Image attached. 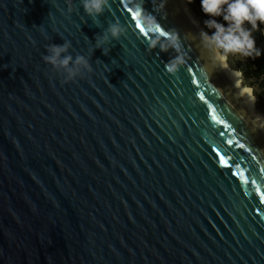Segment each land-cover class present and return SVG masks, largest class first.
Instances as JSON below:
<instances>
[{
    "label": "water",
    "instance_id": "95a60500",
    "mask_svg": "<svg viewBox=\"0 0 264 264\" xmlns=\"http://www.w3.org/2000/svg\"><path fill=\"white\" fill-rule=\"evenodd\" d=\"M161 2L142 6L180 36L175 76L137 0L95 23L80 0H0V264H264V129L184 0ZM64 41L92 68L67 84L42 60Z\"/></svg>",
    "mask_w": 264,
    "mask_h": 264
},
{
    "label": "clouds",
    "instance_id": "9594fccd",
    "mask_svg": "<svg viewBox=\"0 0 264 264\" xmlns=\"http://www.w3.org/2000/svg\"><path fill=\"white\" fill-rule=\"evenodd\" d=\"M67 11H73L72 0H65ZM83 12L95 23L97 18L109 9V0H80ZM143 0L135 4V17L137 26L147 36L148 51L159 48L161 52L172 50L175 55L164 64L165 72L175 76L179 69L186 64L189 57L182 52L181 39L175 30L165 31L156 21L155 17L143 9ZM202 12L211 17L204 23L211 31H200L198 37H193L196 46L202 49L209 57V65L219 60L227 61L229 56H242L257 58L261 55L256 47L254 33L264 26V0H200ZM164 8L163 0L157 6V11ZM222 17L225 23L217 22L215 18ZM125 34V28L118 20L110 23L107 28L95 37V49H101L110 40H119ZM189 35H186L188 38ZM70 42L64 41L61 45L51 44L46 48L47 55L42 57L45 64L52 70L63 74L62 83L75 82L83 78L85 73H91L89 60L77 55L75 59L68 55ZM103 54L106 52L103 48ZM191 71V70H189ZM251 95V90H247ZM253 104L255 97H252Z\"/></svg>",
    "mask_w": 264,
    "mask_h": 264
},
{
    "label": "trees",
    "instance_id": "16d2710c",
    "mask_svg": "<svg viewBox=\"0 0 264 264\" xmlns=\"http://www.w3.org/2000/svg\"><path fill=\"white\" fill-rule=\"evenodd\" d=\"M192 13L195 15L200 26L209 34L210 29L205 21L211 17L205 15L201 10L200 0H187ZM217 22L225 23L222 17L215 18ZM256 47L260 49L261 55L257 58H245L242 56H229L226 64L231 72L236 74L240 84L247 90H251V97H255V106L264 116V26L254 33Z\"/></svg>",
    "mask_w": 264,
    "mask_h": 264
},
{
    "label": "bare ground",
    "instance_id": "6f19581e",
    "mask_svg": "<svg viewBox=\"0 0 264 264\" xmlns=\"http://www.w3.org/2000/svg\"><path fill=\"white\" fill-rule=\"evenodd\" d=\"M187 10V9H186ZM188 12V11H187ZM189 13V12H188ZM194 19V18H193ZM195 21V20H194ZM196 23V21H195ZM197 25V23H196ZM198 26V25H197ZM199 27V26H198ZM219 60V59H218ZM227 69V76H228V80L233 83L235 86L239 87L240 90L242 91L243 95L245 96L246 98V102L247 104L251 107V109L255 112V114L258 116L259 120H260V123L264 129V118L260 117L257 112L255 111V107H254V104L252 102V97L250 96L249 92L246 91V88H244L243 86H241L239 80H238V77L236 74L232 73L229 68L226 66L225 64V61L224 60H219Z\"/></svg>",
    "mask_w": 264,
    "mask_h": 264
},
{
    "label": "rangeland",
    "instance_id": "374dc122",
    "mask_svg": "<svg viewBox=\"0 0 264 264\" xmlns=\"http://www.w3.org/2000/svg\"><path fill=\"white\" fill-rule=\"evenodd\" d=\"M184 4H185V7H186L187 11L189 12V14H190V15L194 18V20L196 21L197 25H198L200 28H202V27L200 26L198 20L196 19L195 15L192 13V11H191V9H190V6L188 5L187 0H184ZM202 29H203V28H202ZM203 30H204V29H203ZM204 31H205V30H204ZM225 64H226V61H225ZM226 66L228 67L227 64H226ZM228 68H229V67H228ZM229 70H230V68H229ZM230 71H231V70H230ZM241 84H242V83H241ZM241 86H242V85H241ZM254 107H255V111L257 112V114H258L260 117L264 118V116L262 115L261 111L255 106V103H254Z\"/></svg>",
    "mask_w": 264,
    "mask_h": 264
}]
</instances>
